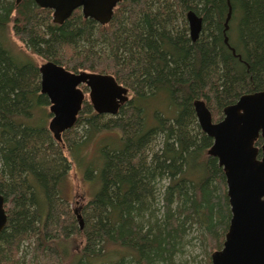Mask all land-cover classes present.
I'll use <instances>...</instances> for the list:
<instances>
[{"label":"trees","instance_id":"trees-1","mask_svg":"<svg viewBox=\"0 0 264 264\" xmlns=\"http://www.w3.org/2000/svg\"><path fill=\"white\" fill-rule=\"evenodd\" d=\"M188 10L203 18L196 40ZM52 12L35 0H0V192L8 214L0 264H195L184 258L193 239L220 249L231 218L226 178L208 153L213 138L194 100H205L216 120L241 94L264 89V0H123L104 25L79 9L59 24ZM11 34L24 51L13 50ZM26 50L73 71L112 73L132 96L116 115L87 102L57 141L39 65ZM154 98L165 99L167 114L152 111ZM81 124L90 125L86 138ZM72 162L100 185L81 206L82 228L61 193Z\"/></svg>","mask_w":264,"mask_h":264},{"label":"water","instance_id":"water-1","mask_svg":"<svg viewBox=\"0 0 264 264\" xmlns=\"http://www.w3.org/2000/svg\"><path fill=\"white\" fill-rule=\"evenodd\" d=\"M19 3L21 0H16ZM121 0H35L42 8L53 10V20L62 24L75 10L84 17L101 24L108 23L115 6ZM230 6L226 29L231 18ZM192 40L199 38L203 18L196 11L187 13ZM228 41V37L226 38ZM40 91L49 102L51 119L48 129L57 141L63 132L77 122L86 94L81 85L89 89V100L99 114L116 115L122 104L129 100L128 88L110 73L70 71L52 60L39 66ZM194 109L201 129L213 138L209 155L217 157L226 176L231 219L221 249L211 254L212 264H264V89L240 96L224 108V117L215 122L205 100H194ZM263 138L262 155L255 141ZM0 193V232L8 215ZM80 227L84 226L81 215Z\"/></svg>","mask_w":264,"mask_h":264},{"label":"rangeland","instance_id":"rangeland-1","mask_svg":"<svg viewBox=\"0 0 264 264\" xmlns=\"http://www.w3.org/2000/svg\"><path fill=\"white\" fill-rule=\"evenodd\" d=\"M11 37H12L11 45L15 52L24 51L26 49L24 44L21 41H19L15 36L11 34ZM26 51L28 52L27 54H29L30 56L34 58L35 62L38 65H41L42 63L48 61L44 57L36 55L28 50ZM82 88H84L83 90L86 93V98H85L83 105L86 104L87 102L91 103L89 100L88 88L84 86H82ZM151 102L153 104L151 108L152 111L157 109L158 111L163 112L165 114L169 112V110L167 109V103L164 98H159V99L154 98L152 99ZM49 106H50V102L48 105L45 106V108H47L48 111H49ZM50 119L51 117L48 119L47 125ZM104 121L105 120H103V122ZM76 129L78 133L84 135L83 138H86L90 130V125L81 124ZM100 134L97 133L96 136H94L93 138L91 137L93 140L90 138V141L91 140L92 141L89 143L87 148L84 150L86 154H88L87 156L88 160H91V159L93 160L96 155L95 147L97 146L99 142H95V140H98L99 137L102 136V134L101 135ZM104 138L109 142H114L116 138V134L112 132H107ZM92 149L93 151L91 152ZM66 155H68V153H66ZM68 157L72 161L71 157L70 156ZM95 181H96V178H94V176L88 177L86 175L85 167L79 166L76 162H72V167L69 171L68 179L61 187V193L64 197H67V199H69V201L72 203L71 205H73L72 207L75 209V212L77 215H82L81 206L86 204L89 201V199L92 198L94 194L96 193V191L99 189L100 185L98 186V183H96ZM77 224L80 225V218H78ZM192 241L193 242L190 243L189 247H187V251H186L184 258H194L195 256V260H194L195 264H205L207 258L209 256L211 258V254L213 251L211 252L209 248H207L206 250L205 247H202L200 244V241L198 244V239H193Z\"/></svg>","mask_w":264,"mask_h":264},{"label":"flooded vegetation","instance_id":"flooded-vegetation-1","mask_svg":"<svg viewBox=\"0 0 264 264\" xmlns=\"http://www.w3.org/2000/svg\"><path fill=\"white\" fill-rule=\"evenodd\" d=\"M123 0H121L119 3H121ZM119 3L115 6V8H114V13H115V10H116V8H117V6L119 5ZM79 10H81L80 8H79ZM53 11V10H52ZM188 11H190V10H188ZM81 12H82V10H81ZM114 13H113V16H114ZM188 13V12H187ZM83 14V13H82ZM198 14V13H197ZM198 15H200V14H198ZM52 16H53V12H52ZM84 16V15H83ZM113 16H112V18H113ZM90 18V17H89ZM186 18H187V14H186ZM93 19V18H92ZM95 20V19H94ZM112 20V19H111ZM110 20V21H111ZM54 21V20H53ZM109 21V22H110ZM98 22V21H97ZM108 22V23H109ZM188 22V21H187ZM99 23V22H98ZM108 23H106V24H108ZM99 24H101V23H99ZM102 25H104V24H102ZM189 25V24H188ZM189 34H190V29H189ZM234 52H235V50H233ZM49 61V60H48ZM40 66V65H39ZM64 66V65H63ZM65 67V66H64ZM66 68V67H65ZM66 69H68V68H66ZM68 70H70V69H68ZM82 70H85V69H82ZM70 71H73V70H70ZM78 71H80V70H78ZM86 71H90V70H86ZM40 72V71H39ZM93 72H95V71H93ZM105 73H108V72H105ZM110 74H112V73H110ZM114 75V74H113ZM115 76V75H114ZM40 78H41V75H40ZM116 78V77H115ZM117 79V78H116ZM41 80V79H40ZM117 81H118V79H117ZM119 82V81H118ZM120 84H122V85H124V86H126L127 88H128V96H129V99L131 98V96H132V92H131V89L127 86V85H125L124 83H122V82H119ZM82 86H84V87H86L87 88V86L86 85H81V88H82ZM82 89H84V88H82ZM84 91V90H83ZM260 91V90H259ZM256 92V91H255ZM88 93H89V89H88ZM86 94V93H85ZM243 94H246V93H243ZM243 94H241V95H243ZM240 95V96H241ZM240 96H239V98H240ZM238 98V99H239ZM237 99V100H238ZM128 102V101H127ZM126 103V102H125ZM124 103V104H125ZM235 103V102H234ZM231 104H233V103H231ZM123 105V104H122ZM230 105V104H229ZM211 110V109H210ZM212 112V111H211ZM213 116V115H212ZM224 117V109H223V116H222V118ZM222 118H220V119H216V120H214L215 122H218V121H220ZM209 136V135H208ZM262 140V144L261 145H258V141L259 140ZM255 145L259 148V157H261V155H262V149H261V147H262V145H263V138H262V136L260 135L257 139H256V141H255ZM217 158V157H216ZM218 159V158H217ZM219 163V162H218ZM222 167V166H221ZM223 168V167H222ZM223 171H224V169H223ZM224 174H225V171H224ZM225 178H226V176H225ZM226 186H227V183H226ZM1 193V192H0ZM2 194V193H1ZM3 195V194H2ZM228 195V194H227ZM4 196V195H3ZM4 200H5V197H4ZM229 200V199H228ZM230 205V204H229ZM4 206H5V203H4ZM6 209V208H5ZM231 211V210H230ZM7 212V211H6ZM8 215V214H7ZM231 219V218H230ZM229 224H230V222H229ZM228 228H229V226H228ZM227 231H228V229H227ZM226 235V234H225ZM224 241H225V238H224ZM224 241H223V243H224ZM222 247H223V245H222ZM221 247V248H222ZM220 248V249H221ZM217 250V249H216Z\"/></svg>","mask_w":264,"mask_h":264}]
</instances>
